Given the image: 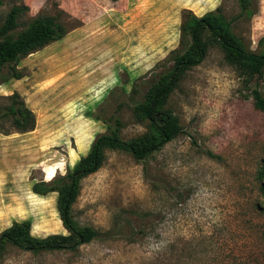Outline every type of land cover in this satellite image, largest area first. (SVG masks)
<instances>
[{
  "label": "rangeland",
  "instance_id": "374dc122",
  "mask_svg": "<svg viewBox=\"0 0 264 264\" xmlns=\"http://www.w3.org/2000/svg\"><path fill=\"white\" fill-rule=\"evenodd\" d=\"M19 4L29 10L15 33L61 12L70 31L22 58L21 78L0 72V106L19 92L37 117L32 131L0 134V232L30 219L37 236L67 233L57 193L37 194L33 184L73 167L111 116L124 122L125 139L147 130L134 118L132 86L172 64L185 9L202 16L221 7L248 49L264 47V0H254L251 17L238 0H4L0 25ZM255 87L264 95V74L248 81L212 47L170 96L183 133L147 161L110 150L83 179L74 216L100 236L37 253L7 243L0 264H264V113ZM140 90L141 100L147 86Z\"/></svg>",
  "mask_w": 264,
  "mask_h": 264
},
{
  "label": "trees",
  "instance_id": "16d2710c",
  "mask_svg": "<svg viewBox=\"0 0 264 264\" xmlns=\"http://www.w3.org/2000/svg\"><path fill=\"white\" fill-rule=\"evenodd\" d=\"M118 1V0H112ZM4 0H0V6ZM241 15L254 14V0H238ZM29 10L26 4L14 5L0 25V72L8 69L11 77L21 78L16 67L22 58L50 43L64 38L70 31L59 14L42 13L34 17L27 27L15 33L20 19ZM264 42V38L261 40ZM220 47L228 62L233 64L242 77L252 80L264 74V47L259 51L248 49L233 31L232 21L225 17L222 8L202 16L185 9L182 16L179 46L170 51L166 60L171 65L149 80L141 77L134 82L131 97L133 115L137 122L146 123L147 130L130 139L122 136L124 122L117 116L107 120V130L99 134L86 155H82L66 173H57L51 180L33 184V191L40 195L57 193V210L67 233L37 236L32 231L30 219L15 220L0 232V254L7 243L26 251H55L77 249L99 237L101 232L92 226H81L75 219L73 206L82 190L84 178L98 171L108 158V151L130 153L138 161H147L167 143L183 133L180 118L168 106L171 94L179 86L186 73L202 63L212 47ZM8 79V78H7ZM6 79V80H7ZM140 80V81H139ZM147 90L138 99L141 86ZM255 106L264 113V95L258 87L252 90ZM7 102L0 106V134L29 132L35 129L37 117L19 92L6 96ZM101 119L100 116H96ZM211 157H218L206 151Z\"/></svg>",
  "mask_w": 264,
  "mask_h": 264
}]
</instances>
